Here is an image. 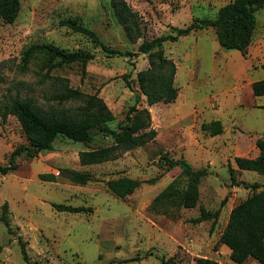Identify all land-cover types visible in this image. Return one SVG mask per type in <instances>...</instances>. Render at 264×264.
Wrapping results in <instances>:
<instances>
[{"label":"rangeland","instance_id":"1","mask_svg":"<svg viewBox=\"0 0 264 264\" xmlns=\"http://www.w3.org/2000/svg\"><path fill=\"white\" fill-rule=\"evenodd\" d=\"M125 2L141 29V38L134 44L125 38L109 0H20L14 21L7 24L0 20V99L17 93L31 97L37 105L54 103L52 80L42 76L44 69L41 74L37 72L38 59H32L26 71L17 68L21 53L36 44L80 51L90 56L84 72L74 62L52 68L49 75L66 78L68 85L82 92H97L114 116L108 124L114 128L135 101V73L147 65L146 55L136 53L137 43L169 32L173 24L168 17L176 11L179 10L174 25L183 27L193 19L212 18L221 1ZM160 15L164 21L154 20ZM75 16L110 48L133 54H107L86 35L58 25L59 19ZM254 17L253 42L264 34V8H258ZM211 31L199 29L183 39L162 43L164 56L172 60L176 69L173 85L177 92L171 102L147 107L150 126L156 132L151 141L113 160L80 166L79 150L108 144L109 138L95 135L87 147L58 136L49 150L35 157L20 155L14 171L0 174V206L7 203L9 229L0 222V264H160V257L169 259L170 264H195L194 257L235 264L217 238L230 208L250 189L230 184L227 164L234 167L233 156H253L254 137L264 135V108L251 106L264 105V95L253 97L250 88L243 87L247 78H262L264 68L243 72L242 64L256 65L255 59L251 56L249 65L232 54L236 50L220 47L211 38ZM227 67L231 69L226 71ZM236 102L240 105L235 106ZM216 118L225 126L220 139L199 127L201 122ZM25 143L12 116L0 120V163H6L14 147ZM161 152L172 159L183 157L194 169H206L193 207L168 203L152 206L155 195L179 175L177 167L165 169L159 159ZM70 170L87 171L90 179L83 185L74 184L67 179ZM41 173L53 174L54 180L40 179ZM120 176L141 182L118 197L105 182ZM235 180L264 183V177L248 170L235 169ZM183 181L181 177L180 184ZM51 203L89 206L92 210L56 211ZM199 207L218 211L212 228L211 219L192 222ZM241 264L255 262L247 259Z\"/></svg>","mask_w":264,"mask_h":264},{"label":"trees","instance_id":"2","mask_svg":"<svg viewBox=\"0 0 264 264\" xmlns=\"http://www.w3.org/2000/svg\"><path fill=\"white\" fill-rule=\"evenodd\" d=\"M19 3L20 0H0L1 22L9 24L14 21ZM109 4L125 38L129 43L134 44L141 38V29L135 13L125 0H109ZM262 7L264 8V0H227L216 9L213 18L193 19L183 27L173 26L167 33L151 39H141L137 43L136 53L146 55L147 65L135 73L137 87L133 89L135 101L126 109L123 119L116 123L114 128L108 125L114 120V116L97 92H82L68 85L66 78L49 75L52 68L74 62L79 63L81 72H84V67L90 58L88 54L80 51H65L48 44L28 46L21 53L17 68L22 72L26 71L29 62L38 59L35 61L37 72L40 73L44 69L42 76L52 80L55 93L51 99L54 103L37 105L31 97L20 96L17 93L0 99V120L5 121L8 116H12L26 139L25 144L16 146L10 151L6 163H0V174L14 171L18 166L16 158L20 155L35 157L38 152L49 150L52 141L58 136L87 147H90L95 135L109 138L108 144L79 150L77 162L80 166L113 160L123 152L151 141L156 132L150 126L147 107L157 102H171L177 92L173 85L175 66L170 58L164 56L162 43L175 41L190 31L211 28L220 47L238 50L244 55L255 27L254 12ZM58 25L86 35L107 54H133L110 48L101 42L91 29L82 26L78 16L59 19ZM250 89L254 96L264 95V78L252 81ZM142 98L144 104L141 103ZM200 129L213 136L222 131V126L219 120H211L202 122ZM254 144L258 150L255 157L233 156L234 168L227 164L230 184L250 189V193L245 198L230 208L217 238V242L228 249V258L235 264L247 259H252L257 264H264V183L260 185L256 182L235 180V169L253 171L264 177V137L256 138ZM159 159L166 170L177 167L179 175L155 195L152 206L156 204L162 207L168 203L176 207H193L198 198L199 180L206 174V169H194L183 157L172 159L166 152H161ZM38 177L48 181L54 180V175L51 173H41ZM181 177L184 181L180 184ZM67 179L74 184L83 185L90 179V174L87 171L70 170ZM140 182L134 178L120 176L108 179L105 185L112 194L120 197L124 192L136 188ZM51 206L56 211L65 212L92 210L89 206H72L63 203H51ZM6 212L7 203L4 201L0 206V222L8 231ZM217 214V210L208 211L199 207V213L192 218V222L211 219L210 228H212ZM20 250L22 257L25 258L22 245ZM193 261L195 264H220L213 259L203 257H194ZM159 262L170 264L169 259L162 257L159 258Z\"/></svg>","mask_w":264,"mask_h":264},{"label":"crops","instance_id":"3","mask_svg":"<svg viewBox=\"0 0 264 264\" xmlns=\"http://www.w3.org/2000/svg\"><path fill=\"white\" fill-rule=\"evenodd\" d=\"M216 1H221L219 4H217V6L215 7V9H214V14H213V16H212V18L214 17V15H215V12H216V9L219 7V6H221L222 4H224L225 2H227V0H216ZM183 8V7H182ZM177 13L179 12V10L178 11H176ZM176 12L174 13V14H172V15H170V17H168V18H170L171 20V24H173L172 26H175V27H178V26H176V25H174V16L176 15ZM190 17H191V14H190V12H189V17H188V21H190L191 19H190ZM155 18V17H154ZM164 19H165V17H162L161 15L157 18V19H154V20H157V21H160V20H163L164 21ZM186 23H188V22H186ZM185 23V24H186ZM255 27H256V21H255ZM255 27H254V29H255ZM208 29H211V28H208ZM199 30V29H198ZM212 30V29H211ZM194 32H195V30L194 31H190L189 33L190 34H194ZM253 32H254V30H253ZM188 33V34H189ZM185 36V35H184ZM184 36H180L179 38H184ZM211 38L213 39V38H215V35H214V32H213V30L211 31ZM231 50H234V49H231ZM236 53H232V54H236V55H238L239 56V58L242 60H247L248 61V64L250 63L249 62V58L252 56V58L253 59H255V61L257 62L256 63V65H253V66H247V64L245 63V64H242V66H243V72H246V71H248L249 70V68H251V70H254V69H257V68H264V34L263 35H260V37H258V39H256V40H254V42H253V33H252V36H251V40H250V43H249V45L247 46V48H246V51H245V54L244 55H242L238 50H236L235 51ZM215 53V52H214ZM228 54H230V53H228ZM215 55V54H214ZM250 65V64H249ZM231 69V67L230 68H226V71H228V70H230ZM175 71H176V69H175ZM174 77H175V72H174ZM190 77V76H189ZM262 78H264V75L262 76ZM262 78H259V79H262ZM254 80H258V79H255V78H247L246 79V81L243 83V87L244 88H246L247 90H248V88H250V83L252 82V81H254ZM250 90V92H251V89H249ZM251 95L253 96V97H256V96H254L253 94H252V92H251ZM262 96V95H261ZM240 105V103H235V106H239ZM251 106H253V107H261V108H264V105H255V104H251ZM212 120H218L217 118L216 119H212ZM211 121V120H210ZM209 122V121H208ZM219 122H220V120H219ZM202 123V122H201ZM200 123V124H201ZM200 124H199V127H200ZM222 126V131L219 133V134H216V135H213V136H211V137H213V138H217V139H220L221 138V136H223V132H224V129H225V126L224 125H221ZM262 129H264V126L262 125V127H261ZM210 137V138H211ZM259 137H264V135L263 136H255L254 137V139H253V141H252V145H253V151H254V154H253V156H246V157H249V158H253V157H255L256 155H257V153H258V150H257V148L255 147V144H254V141H255V139L256 138H259ZM224 140H226V138H223ZM223 144V143H222ZM238 149H240V150H242L241 148H239L238 147ZM243 157V156H242ZM233 167V166H232ZM234 168V167H233ZM222 245V244H221ZM227 252H228V249H227ZM252 260V259H251ZM216 261V260H215ZM254 261V260H253ZM255 262V261H254ZM243 263V262H242ZM241 264V263H240ZM255 264H257L256 262H255Z\"/></svg>","mask_w":264,"mask_h":264}]
</instances>
